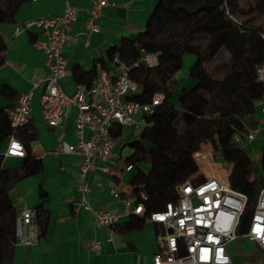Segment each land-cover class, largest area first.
Here are the masks:
<instances>
[{"label":"crops","instance_id":"1","mask_svg":"<svg viewBox=\"0 0 264 264\" xmlns=\"http://www.w3.org/2000/svg\"><path fill=\"white\" fill-rule=\"evenodd\" d=\"M68 1L77 8V12L68 30L69 42L62 46L67 73L60 79V84L70 93L78 84L73 75L75 70L82 71V78L90 82L89 76L100 67L98 59L104 58V68L111 71L112 62L107 59V51L117 47L121 39H134L143 31L158 0H110L92 19L97 26L92 31L85 27V21L90 17V0ZM17 3L12 20L0 22V38L4 43L3 62L0 65V109L16 104L19 95L32 90L29 120L34 139L29 146L31 154L41 160L42 168L33 175L17 180L10 189V198L17 213L26 207L42 205L48 222L41 235L37 225L26 227L28 233L37 235V241L30 245L16 242L11 264H151L152 255L159 247V226L156 223L144 220L138 228L114 229L96 224L94 215L83 205L75 206L74 202L81 199L77 189L80 159L61 147L62 142L74 140L75 108L71 106L66 109L58 127L47 125L39 104L43 86L40 78L46 70L45 56L33 44L43 37L42 27L31 25L13 34L14 27L22 25L26 19L61 15L64 0H17ZM195 59L193 53L183 55L180 68L173 74L172 102L176 101L180 88L194 85L189 69ZM134 60L131 54L125 61L131 63ZM251 77H254L253 72ZM35 82L37 84L33 86ZM3 86L7 87V93L1 91ZM262 108L264 93L253 101V112L245 116V127L258 129L255 138L243 144L252 166L254 158L258 157L260 162L261 148L264 146ZM139 117L140 114L135 115L136 119ZM140 131L132 124L122 125L114 146L117 156L113 163H109V170L87 175L91 187L86 196L89 205L93 209L119 212L118 226L126 223L131 214L124 199L133 192L131 180L135 166L126 171L124 165L125 158L132 151L129 143L139 137ZM7 142L8 137L0 142V153L5 151ZM257 146L260 147L256 155L253 147ZM201 156L198 155V163ZM205 159L216 162L208 154ZM21 163V157L6 156L1 160L3 167H18ZM200 168L205 176H216L212 169L206 175ZM114 186L119 191V197L110 193ZM42 191L44 195H41ZM95 241L99 242V247L91 248ZM225 246L230 256L228 264L264 263V251L244 233H237Z\"/></svg>","mask_w":264,"mask_h":264},{"label":"trees","instance_id":"2","mask_svg":"<svg viewBox=\"0 0 264 264\" xmlns=\"http://www.w3.org/2000/svg\"><path fill=\"white\" fill-rule=\"evenodd\" d=\"M261 2L264 4V0ZM17 4V0H0V22L12 20ZM237 8L238 0H158L145 29L134 39H121L117 47L107 51L106 56L111 60L117 54L127 61L131 54L136 59L140 48L157 53L156 65L140 63L129 70V76L139 85V90L129 99L148 102L155 92L164 95L153 112L145 116L139 137L130 141L132 151L125 158L126 163L135 166L131 180L133 192H145L146 210H158L165 202L176 200L175 186L198 169L193 153L210 147L218 160L227 161L226 175L232 163L230 185L247 197L236 229L237 233H243L258 191L264 187V146L260 158L262 175L258 176L243 145L236 143L233 135H244L245 116L253 112V101L264 93V83L256 80L255 75L251 77L254 68L249 70L247 65H242L243 71L237 72L234 64L243 51H250L254 67L264 60V53H259L264 46L259 33L264 29L252 27L239 19L234 21L226 10L235 17ZM202 36L207 38L205 45L198 41ZM3 50L4 43L0 38V65ZM222 50L228 53L230 63L222 67L219 62L212 65ZM186 53L196 55L189 69V75L195 82L189 88L182 87L176 101L172 102L173 74L180 68ZM205 56L208 63L203 61ZM98 63L104 68V58L98 59ZM217 67L221 70L219 78L213 77L211 71ZM96 72L94 69L88 79L92 81ZM73 75L78 83L90 85L91 81L82 78V71L75 70ZM1 91L7 93V87L3 86ZM223 103H228L227 107H222ZM120 131L121 126H118L113 135L118 137ZM10 133L7 109H0V142ZM15 133L24 144L26 155L21 157L20 166L3 167L0 153V264L12 263L16 243L17 211L10 198V189L17 180L42 168L41 160L30 151L29 142L34 139L30 121ZM141 162L148 163L146 171L140 168ZM41 195H44L43 191ZM33 209L41 235L46 229L48 216L42 205ZM143 221V217L131 213L126 223L115 224L114 229L138 228Z\"/></svg>","mask_w":264,"mask_h":264},{"label":"built area","instance_id":"3","mask_svg":"<svg viewBox=\"0 0 264 264\" xmlns=\"http://www.w3.org/2000/svg\"><path fill=\"white\" fill-rule=\"evenodd\" d=\"M90 17L85 21L87 30H96L92 22L100 9L109 4L110 0H90ZM64 11L55 17L30 18L16 25L13 34L31 25L42 27L41 39L34 41V46L45 56L46 70L40 80L43 82L39 95L40 110L47 125L56 128L60 125L68 107H74V140L62 142V149L80 159L78 167L79 181L77 189L81 195L75 206L83 205L93 215L96 224L114 227L119 212L111 209H93L86 196L91 191L87 175L94 171L107 172L109 163H113L117 154L114 146L117 137L113 135L118 126L132 124L141 129L145 124V116L153 112L163 100L162 92H155L148 102L129 99L139 90V85L129 76L131 66L157 64V53L144 48L138 50L137 58L131 63L126 62L117 54L111 58V71L99 67L90 85L78 83L68 93L60 84V79L67 73V60L62 54V46L69 42V27L76 18L77 8L68 0H64ZM226 13L234 21L237 18ZM259 36L264 41V30ZM255 79L264 83V60L254 67ZM36 82L33 86H36ZM32 90L18 96L17 103L7 108L11 127L8 142L2 156L24 157V144L16 136V130L30 120V102ZM264 109V108H262ZM136 114H140L138 119ZM256 127H246L243 136L233 135L236 143L251 142L257 133ZM208 154L212 160L216 158L210 147L199 149L193 153L197 171L177 184V198L165 202L158 210L147 211L144 200L147 198L143 190L132 192L124 199L130 212L137 214L145 221L154 222L159 226V247L153 253L151 264H228L230 256L226 243L237 236V226L246 204V195L231 187L229 176L232 163L226 177L205 176L198 163V155ZM227 162V161H226ZM130 162L124 170L132 169ZM114 197L119 191L114 186L110 189ZM37 225L33 208H23L15 216L16 242L33 244L37 235L28 233V225ZM264 251V187L258 191L256 201L247 229L243 232ZM99 242L92 243L91 248H98ZM264 264V263H262Z\"/></svg>","mask_w":264,"mask_h":264},{"label":"rangeland","instance_id":"4","mask_svg":"<svg viewBox=\"0 0 264 264\" xmlns=\"http://www.w3.org/2000/svg\"><path fill=\"white\" fill-rule=\"evenodd\" d=\"M235 17L241 21H245L247 24H249L252 27H260L261 29H264V4H262L261 0H238V8L235 11ZM199 43L202 45L206 44L207 38L205 36H202L199 40ZM260 43V42H259ZM262 46V44H260ZM260 54L264 53V46L260 48ZM245 58V59H244ZM204 63H208L207 56L203 59ZM222 63L221 67L223 65L229 64V58L228 53L224 50L220 51L216 57L215 61L212 65H215L214 63ZM242 65L248 67L249 70H253L254 68V61L252 54L250 51H244L242 53V56L239 58L236 64H234L235 69L237 72H242ZM244 69V67H243ZM212 75L215 78H219L221 75V70L217 67L215 69H212ZM182 86V85H181ZM180 86V87H181ZM181 89V88H180ZM222 96H220V101H222ZM228 103H223L222 107H227ZM259 147H253V150L256 152L259 151ZM245 150V149H244ZM253 150L251 151L253 153ZM247 152V150H245ZM251 155V154H250ZM207 154H203L201 156V160H199L200 166L202 167L204 173L208 175L213 170L214 174L217 177L225 178L226 177V162L225 161H216V162H210L206 160ZM211 165L213 167H211ZM253 168L255 170V173L258 176L262 175V171L260 168V162L258 160V157L253 159ZM139 166L142 170L148 169V163L141 162L139 163Z\"/></svg>","mask_w":264,"mask_h":264}]
</instances>
